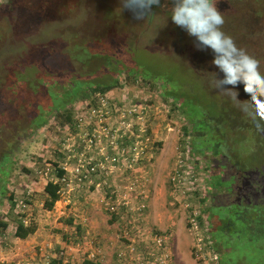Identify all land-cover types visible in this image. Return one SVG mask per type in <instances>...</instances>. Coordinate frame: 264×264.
Returning <instances> with one entry per match:
<instances>
[{
    "label": "rangeland",
    "instance_id": "1",
    "mask_svg": "<svg viewBox=\"0 0 264 264\" xmlns=\"http://www.w3.org/2000/svg\"><path fill=\"white\" fill-rule=\"evenodd\" d=\"M29 1L0 0V158L12 153L7 188L17 197V203L23 198V191H30L26 206L16 207L26 213L40 214L38 204L42 199L43 180L35 172L39 167L49 166L47 160H56L61 137L72 135L67 126L61 127L52 119L32 132L28 117L37 112L40 95L48 89L45 84L40 86L38 80L42 77L56 79L52 91L66 87L67 82L80 87L117 78L119 85L105 93L107 100L112 102L113 111L118 109L120 114L132 107L141 111V123L148 127L150 135L149 146L152 145L154 155L162 149L164 159L167 158L159 169H151L152 189L150 178L145 187L147 207L141 224L170 234L171 264L173 257L180 258L178 264H216V261L199 259L200 252L194 250V232L187 222L192 212L198 213L199 195L206 190L200 161L193 162L197 156L191 155L188 144L183 143L182 114L178 109L170 110L169 100L162 101L159 88L149 83L151 78H159L165 80L168 91L185 90L192 99H199L203 104L198 108L193 104L191 114L197 115L199 120L206 110L209 114L203 119L213 122L216 115L222 114L219 101L233 102L210 84L212 72H218L211 63V50H198L194 46L195 38L172 23L173 0H161L153 7L158 17H168L167 26L159 30L154 40V25L134 20L128 11L122 12L119 0H37L33 4ZM217 7L224 13L223 30L232 36L238 47L260 61V71L264 73V0H218ZM28 60H35V63L30 65ZM128 68L139 76L136 82L123 81V70ZM141 76L147 79L142 80ZM7 84L16 92L7 94ZM239 91L240 97L247 99L242 87ZM72 106L75 113H79L87 105L82 102L79 106L76 101ZM116 120L118 118L112 117V121ZM234 128L221 135L228 145H232L230 138L237 133ZM238 132L247 136L244 131ZM179 154L184 156L182 161L187 167L182 169L183 175L192 172L195 180L192 184L185 178L179 183L180 190L173 193L169 177ZM143 169L148 176V168ZM156 185L161 187V193L155 195V211L163 212L165 221L161 230L148 217L152 208L148 206V199ZM2 203L0 211H5L7 205L5 201ZM43 219L49 222L45 226H51L50 214ZM117 224L114 238L121 228V224ZM245 246V243L235 242L233 248L228 247L223 259L227 261L228 258L230 264H264V255L262 261L255 263L247 259L242 261L239 255ZM114 249L105 250L106 260L114 258ZM60 250L65 248L51 247L49 252L58 256Z\"/></svg>",
    "mask_w": 264,
    "mask_h": 264
},
{
    "label": "trees",
    "instance_id": "2",
    "mask_svg": "<svg viewBox=\"0 0 264 264\" xmlns=\"http://www.w3.org/2000/svg\"><path fill=\"white\" fill-rule=\"evenodd\" d=\"M36 1L29 2L33 4ZM89 58L90 56L87 57ZM28 61L30 65L32 62L35 63V60ZM123 71L125 74L123 81L136 82V77H139L133 69L128 68ZM19 76H21L20 73ZM140 78L147 79L142 76ZM107 81L87 83L80 87L64 82L66 87L51 91L57 80L49 77L39 79V85L45 84L48 89L40 95L37 112H33L28 117L32 132L45 125L50 119L61 127L67 126L69 132H76V113L73 103L79 101V106L83 102V105L97 107L98 98L119 85L117 78ZM149 83L159 88L162 101L169 100L170 110L178 109L182 114L184 124L181 129L185 138L183 143L188 144L189 153L199 159L193 162L196 164L200 161V171H203L206 186V190L199 195L198 201L201 206L196 216L199 233L202 236V249L216 256V264H230L228 258H226L227 261L223 259L228 247L233 248L235 242H242L246 244L239 255L242 261L247 259L255 263L256 260H261V256L264 255V150L261 151V148H264V121L253 124L234 104L225 101H219V112L221 114L222 109V114L221 116L215 114L213 122L203 119L206 114H209L206 110L200 114L202 118L197 120V115L191 114V106L193 104L197 108L203 106L199 99H192L185 90L168 91L165 80L162 81L159 78H151ZM7 85L5 87L7 94L16 92L15 89L9 88L11 85ZM111 105L112 102L108 100L106 107L110 108ZM232 127H235L234 131L237 133L230 138L232 145H228L221 135L231 131ZM238 130L246 132L247 136L239 134ZM11 155L12 153H6L0 158V205L4 201L7 205L5 211H0L1 246L9 226L11 236L18 239H24L32 234L37 226L32 215L29 216L24 209L20 211L17 208V197L7 188ZM60 158V154L56 153V160H47L51 174L55 178L63 173L58 167ZM247 162L248 165H246ZM59 189L60 185L57 181H45L41 189L42 209L52 210L59 199ZM22 195L21 201L28 203L25 191ZM125 219L122 215L109 217V221L116 220L120 224ZM69 221V218L63 219V223H70ZM96 263L100 262L90 261L85 256L81 258V264ZM55 264H57L56 261Z\"/></svg>",
    "mask_w": 264,
    "mask_h": 264
},
{
    "label": "built area",
    "instance_id": "3",
    "mask_svg": "<svg viewBox=\"0 0 264 264\" xmlns=\"http://www.w3.org/2000/svg\"><path fill=\"white\" fill-rule=\"evenodd\" d=\"M107 101L105 95L99 97L97 107L86 106L85 110L75 114L77 131L69 136L63 135L58 143L61 156L58 167L63 173L53 177L47 164L35 173L42 180L59 183L58 203L68 199L71 192L83 188L86 195H96L95 203L109 216L122 215L126 218L118 231L121 246L114 252L118 262L171 264L170 234L141 224L147 207L145 187L149 181L147 171L142 168H145L144 163L149 162L146 157L152 148V145L149 146L148 127L141 123V111L132 107L118 114L120 110L106 107ZM112 117L118 120L112 121ZM182 163L179 154L169 177L173 193L180 190L179 183L185 178L192 184L195 180L192 172L183 175ZM25 194L28 198L30 191L27 189ZM18 206L23 208L26 203L19 200ZM196 216L197 213L192 212L187 220L189 229L194 232V250L200 252L199 259L202 261L214 263L216 256L202 249ZM140 243H146L148 249L141 251ZM76 245L79 246L78 243ZM84 256L99 262L104 260L105 252L96 246L86 249ZM57 257L62 262L69 260L65 250H60ZM0 264L7 263L0 260ZM41 264H49V258L45 257Z\"/></svg>",
    "mask_w": 264,
    "mask_h": 264
},
{
    "label": "crops",
    "instance_id": "4",
    "mask_svg": "<svg viewBox=\"0 0 264 264\" xmlns=\"http://www.w3.org/2000/svg\"><path fill=\"white\" fill-rule=\"evenodd\" d=\"M158 152L154 155L151 148L150 153L146 157V160H149V162L144 163L145 168H148L149 175L147 177H149V180L151 178V189L153 176L151 169H159L167 160V158L164 159L163 157L162 149ZM181 157L183 158L184 156L181 154ZM184 164H181L182 169L186 167ZM44 183L45 180H43L42 186ZM84 191L81 188V190L78 189L71 192L65 201L60 203L57 201L52 210L47 211L40 208V214L36 215L33 212L26 213L34 217L37 226L36 230L24 239L12 237L11 228L10 230L7 228L2 246L0 245V260H4L7 264H41L45 257H50L49 261L51 264L55 263V261L57 264H79L78 261H81L84 251L86 249H93L97 245L104 252L110 247H114V251H116L122 243L119 234H116V238L113 237L114 229L118 230V222L116 220L109 221V215H106L99 205L95 203L96 195H86ZM160 193L161 187L158 188L156 185L153 188L152 196L150 195L148 199V206H152L148 212V217H151L152 224L158 230L163 229L165 223L162 217L163 212L158 213L155 211V195H160ZM38 205L41 207V201ZM59 205H62V208H59ZM48 214L53 219L51 226H45L49 222H44L45 219H43ZM66 218L70 219V223H63V219ZM54 221H56L55 224ZM105 224L107 225L105 226ZM140 240H142V237H140ZM77 243L79 244L78 247L76 245ZM51 247L53 249L64 247L67 258L69 259L68 262H62V259L57 257L55 253L49 252ZM176 247L175 245L173 249ZM140 248L141 251H146L148 246L146 243H143ZM171 255H173V252ZM172 259L173 264L180 263V258L175 259L173 257ZM99 262L96 264H118L115 256L109 260L104 258V260L102 259Z\"/></svg>",
    "mask_w": 264,
    "mask_h": 264
},
{
    "label": "clouds",
    "instance_id": "5",
    "mask_svg": "<svg viewBox=\"0 0 264 264\" xmlns=\"http://www.w3.org/2000/svg\"><path fill=\"white\" fill-rule=\"evenodd\" d=\"M160 2L119 0L122 12L128 11L134 20L154 25L152 40L168 22V17L160 18L153 11ZM217 4L218 0H173L171 21L195 38L194 46L198 50H211V63L218 69L212 72L211 86L228 96L253 124H258L264 121V73L260 71V61L238 47L232 36L223 30L224 13ZM240 87L247 99L240 97Z\"/></svg>",
    "mask_w": 264,
    "mask_h": 264
}]
</instances>
